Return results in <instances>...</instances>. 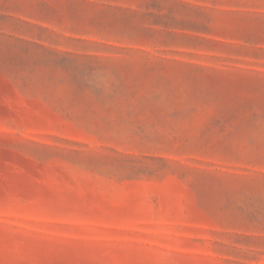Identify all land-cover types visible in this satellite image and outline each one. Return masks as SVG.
<instances>
[{"label":"rangeland","instance_id":"obj_1","mask_svg":"<svg viewBox=\"0 0 264 264\" xmlns=\"http://www.w3.org/2000/svg\"><path fill=\"white\" fill-rule=\"evenodd\" d=\"M0 264H264V0H0Z\"/></svg>","mask_w":264,"mask_h":264}]
</instances>
